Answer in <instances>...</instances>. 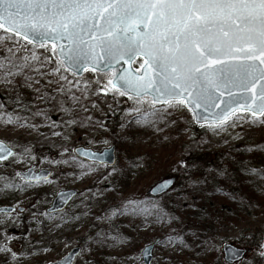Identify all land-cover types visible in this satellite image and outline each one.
Instances as JSON below:
<instances>
[{"label": "rangeland", "instance_id": "1", "mask_svg": "<svg viewBox=\"0 0 264 264\" xmlns=\"http://www.w3.org/2000/svg\"><path fill=\"white\" fill-rule=\"evenodd\" d=\"M28 74L32 75V73ZM63 74L81 83L75 87L66 85L71 91L64 93L56 90L55 83H48L49 79H57L55 76L46 78L34 76L39 83L33 84L32 87L28 86L23 75L17 76L11 84L0 83V100L4 95H10L11 88L18 86L23 95L33 101L35 108L29 119H22L15 124L0 122V141L16 149V153L9 160L0 162V178H3L0 179V189L5 182L18 184L20 180L9 174L15 175V172L35 165L37 161L39 168L48 169L54 174L40 189L27 187L19 194L17 199L20 204L33 207L35 210L44 200V196H41L43 193L54 194L65 189L78 191L77 197L67 209L70 215H74V219H68L59 228L54 227L53 220L32 217L31 213L19 217L14 215L0 218V246L10 249V251H0L1 264H49L65 256L74 246L82 247L76 264H142L141 248L154 243L157 239L152 264H225L221 248L231 243L239 249L246 250V257L238 264H264V256L259 253L260 245L264 241V230L259 228V221L264 215H260L261 212L253 202L250 204V201H244L245 206L236 221L219 218L213 222L209 217L197 218L192 215L187 217L186 213H181L173 219L160 217L157 218V223H149L132 213L134 204L129 203L122 208H116L119 202L126 198L130 200L129 197L139 195L141 190L148 198L147 189L160 180L151 182L147 188H143L145 186L142 183L132 192L133 182L136 179V175H133L129 178V188L126 190L120 188L123 178L120 177L119 170L128 167L127 160H124L128 151H119L118 145L115 144V164L108 168L109 170L97 165H87L81 171L72 169L76 161H79L72 152L75 147L82 146L101 151L112 145L108 131L97 123L104 118V112L94 101L97 95L91 94L97 87L94 83L97 79H104L105 83L107 80L92 71H87L80 79L73 78L67 72ZM84 80L92 83L86 86ZM79 89H87L88 95H83ZM113 92L110 91L108 96L113 98ZM73 93L80 97L79 102L74 103L70 99ZM100 94L104 95L103 93L98 95ZM119 97L116 94L114 104H121ZM135 101L136 99H128L125 119H135L136 113L129 112L133 106L149 112L153 108L147 100L142 99L140 103ZM0 105L4 106L0 111L12 113L13 116L17 113L8 102ZM155 107L161 106L155 105ZM110 108L108 107L109 110ZM168 115L180 119L181 128L185 129L175 158L180 166L185 170L189 169L191 174L184 178L186 173H183L176 178L173 189L164 195L167 197L152 199L154 201L158 200L159 203L171 206L175 203H192V198L185 193L174 194L179 181L196 185L204 182L211 172L223 176L229 169V164L235 160L232 155L235 152H244L242 163L248 166L249 170L257 167L258 156L264 157V124H253L250 116L247 119H240L247 114H235L223 125L211 124L200 127L194 125L192 115L187 109L169 110ZM234 120L236 126L232 127L230 125ZM68 121L74 122L68 123ZM193 126L202 131L199 138L193 134ZM152 142L153 140L144 139L136 143L131 148V152L149 155H151L150 151L160 153L161 150H155ZM23 145L29 146L28 151L22 152L19 147ZM47 149L51 152L47 153ZM132 153L130 154L135 155ZM194 154L196 157L190 163V158ZM201 155L204 157L203 163L198 160ZM138 165L140 170L147 167L142 160H139ZM232 185L235 189L236 183L233 182ZM218 190L224 191L226 195L222 198L223 202L216 201L217 209L226 206V201L232 199L235 194V191L226 190L224 185ZM13 195L7 190H2L0 200L2 198L8 200L14 197ZM109 205L113 207L108 214L110 220L102 214ZM157 209L158 207H155L151 210ZM114 210L118 211L113 216ZM152 212L149 214L150 217L153 216ZM78 216L82 218L81 221H76ZM101 226L105 227L106 238L94 243L90 249L84 247L95 234L103 231ZM174 228L178 230L169 235L168 232ZM42 231L49 237L47 242L40 243L37 251L28 252L30 245L26 244L27 241H36L38 233ZM11 252L17 253L15 259L11 256Z\"/></svg>", "mask_w": 264, "mask_h": 264}, {"label": "snow or ice", "instance_id": "2", "mask_svg": "<svg viewBox=\"0 0 264 264\" xmlns=\"http://www.w3.org/2000/svg\"><path fill=\"white\" fill-rule=\"evenodd\" d=\"M120 61H137L139 67L117 68L107 83L97 79L91 94L107 96L114 90L113 99L118 94L129 100L135 94V103L151 97L150 112L129 109L137 123L154 124L169 110L188 109L197 120L207 119L203 113L208 112L220 125L243 110L247 115L240 119L250 116L253 124H264V0H0V83L11 84L23 75L32 87L39 83L34 76H55L48 83H55L58 92H70L66 85L81 81L64 72L91 68L106 76ZM79 91L88 95L87 89ZM70 99L75 103L80 97L73 93ZM3 117L6 124L22 120L0 111ZM12 155L0 143V161ZM12 188L20 185L5 182L0 191ZM18 211L19 204L0 214ZM0 251L10 249L0 246ZM143 252L152 255L150 248ZM71 259L63 258V264Z\"/></svg>", "mask_w": 264, "mask_h": 264}, {"label": "trees", "instance_id": "3", "mask_svg": "<svg viewBox=\"0 0 264 264\" xmlns=\"http://www.w3.org/2000/svg\"><path fill=\"white\" fill-rule=\"evenodd\" d=\"M16 88L10 89V95H4L0 100V103L8 102L9 106L16 109V114L14 116H19L22 119H29V117L34 113L33 101L28 99L26 95ZM121 104H114V100L111 96L97 95L94 97V101L99 104L104 112V118L97 122L99 125L103 126L108 133L110 142L112 145H118L119 151H128L129 153L124 156L128 162V167L126 169H121L119 172L123 179L120 188L126 190L129 188V178L136 175V179L133 182V190L143 183V188H147L151 182L166 178L169 176H175L178 178L182 176L184 178L191 174V171L183 169L178 160L175 158V153L178 150L179 143L182 141L181 136L185 132V129L181 128L180 119H175L171 115L165 117L164 120H156L154 124L148 123H137L136 119H125L124 113L127 108L128 99L125 97H119ZM108 107H111L110 110ZM9 113V112H7ZM6 117L0 118V122H3ZM193 134L199 138L202 131L197 127L192 128ZM153 140V145L155 150H161L160 153L150 151L149 154H136L131 152V148L138 142L142 140ZM29 146L23 145L19 148L22 152L25 151ZM159 147V148H157ZM51 152L47 149V153ZM135 154V155H131ZM157 154V155H156ZM235 158L233 162L229 164V169L225 172L223 176H219L214 172H211L204 182L196 185H189L183 181H179V184L174 191V194L185 193V195L192 198V203L179 204L175 203L174 206L169 204L159 203L158 200H151L145 197L143 190L140 191L139 195H132L130 200L126 198L124 201L119 202L116 208H122L126 204H134L135 207L132 209V213L136 216L141 217L144 222L157 223V218H170L173 219L174 216H179L181 213H186L185 216L190 215L196 216L197 218L209 217L211 221H216L219 218L223 220L236 221L238 216H240L242 209L244 208V201H250L255 204L256 208L261 212L260 215H264V157L258 156L257 167L254 170H249V167L242 163L244 152H235L232 154ZM121 157V154H120ZM196 155H192L190 158V163L195 159ZM202 155L198 157V160L203 163ZM123 160V161H124ZM139 160H142L144 164H147L145 169L140 170L138 165ZM122 161V162H123ZM150 164L152 166H150ZM90 166V165H89ZM85 163L76 161L74 170H82L86 168ZM107 170H109L107 168ZM123 171V172H122ZM236 183V187L232 183ZM224 185L226 190L235 191L234 196L229 201H226V206L221 208H216V201H221L223 196L226 195L224 191L218 190L220 186ZM167 196H164L165 199ZM223 202V200H222ZM148 203V204H147ZM225 204V201H224ZM223 204V205H224ZM249 204V206H250ZM218 206V205H217ZM252 206V205H251ZM158 207L157 210H151L152 208ZM220 207V206H219ZM248 207V205H246ZM113 207L110 205L103 210L102 214L110 220L108 214ZM153 216H149L150 212ZM80 215V213H79ZM176 216V217H177ZM79 217V216H78ZM77 217V218H78ZM69 219L73 220L74 215L69 214ZM82 218L79 217L76 221H81ZM60 225H58L59 228ZM103 230L101 233L94 235L92 240L84 245L90 249L94 243H97L106 238L104 226L100 227ZM259 228L264 230V217L259 221ZM174 228L168 234L177 231ZM114 234V232H113ZM112 234V236H113ZM169 234V235H170ZM36 242L26 243L29 244L28 252L33 250H38V245L40 243L47 242L48 236L44 231L38 233ZM33 241V240H32ZM25 244V245H26ZM83 247V249H84ZM12 259V257H10ZM1 264V262H0Z\"/></svg>", "mask_w": 264, "mask_h": 264}, {"label": "water", "instance_id": "4", "mask_svg": "<svg viewBox=\"0 0 264 264\" xmlns=\"http://www.w3.org/2000/svg\"><path fill=\"white\" fill-rule=\"evenodd\" d=\"M137 61H139V58H137ZM135 62L136 61H134L132 64H128L124 61H120L119 63L114 62L113 68L111 70H108L106 76L103 73H100L97 71H94V72H96L102 76H105L108 80L109 78H111L115 74V71L117 68H122L125 71H127L129 68H137L134 66ZM86 71H93V70L91 68H89ZM86 71L81 70L78 74L73 73L71 70H69L67 72L69 74H71L72 76H74L75 78L79 79L84 75V73ZM110 87H111V85H110ZM132 95H133V99H136L135 94H132ZM143 99L149 101V103L152 104L151 97H144ZM224 99H227V97L225 96ZM157 105L161 106L159 104H157ZM221 107H223V105H221ZM197 111H199V110H197ZM212 111L213 112L219 111V108H215ZM189 112L193 117V123L197 126H204V125H211V124L218 125V123L213 120L212 116L208 112L203 113V115L205 117H207V119H200V120H197L194 118L195 117L194 112H192V111H189ZM238 113L246 114L243 112V110H239L235 114H238ZM0 143L6 145L2 141H0ZM12 153L14 154L13 149H12ZM73 154L78 159L89 162V163H95V164L104 165L107 167H112L115 164V147L114 146L103 149L101 151H94V150L89 149V148L78 146V147H75L73 149ZM10 157L11 156H7L6 160L9 159ZM6 160H4V161H6ZM0 162H3V161H0ZM49 173H50V171L46 170V169L34 172V167H31V168H28L27 170L21 172L20 177L22 178V180L24 182L33 183V182H37L39 180H47L50 176ZM26 175L29 176L30 179L25 180L24 177ZM44 177H47V179H44ZM175 182H176L175 177L164 178V179L160 180L159 182L155 183L154 185H152L148 189L147 195L151 198H158V197L162 196L163 194L167 193L174 186ZM76 195H77V192L75 190H72V189L61 190V191L56 192L54 197L51 200L49 207L46 209V213L54 215V214H57L58 212H62L67 207V205L73 200V198ZM4 208L11 209L12 207L0 206V209H4ZM0 215H2V214H0ZM156 244H157V241H155L153 244L145 245L141 249L140 258H141L142 264H151L152 260H153V255H151L150 257L147 256V254L143 252V249L145 247L150 248L151 252L153 254V249H154ZM262 244H264V241ZM261 251H264V249H260V252ZM80 252H81L80 247H73L69 250V252L63 258L71 256L72 259L69 262V264H74L76 258L80 255ZM221 252L223 254V259L227 264H237L238 262L242 261V259L246 255L245 249H239V248L235 247L232 243L223 245L221 248ZM63 258H61L57 261H54L50 264H63Z\"/></svg>", "mask_w": 264, "mask_h": 264}, {"label": "flooded vegetation", "instance_id": "5", "mask_svg": "<svg viewBox=\"0 0 264 264\" xmlns=\"http://www.w3.org/2000/svg\"><path fill=\"white\" fill-rule=\"evenodd\" d=\"M35 162H36L35 165H32L30 167H34V171L41 170V168H39L37 166L38 162L37 161H35ZM30 167H27L25 169H22L21 171L15 172V175L9 174V176H12L13 178H17V180L18 179L20 180V182L17 184V185H20V188L4 189V190H8V192H11L12 195L14 194L13 195L14 197H10L8 200H7V198H5V199L2 198V200H0V206H10V207L14 208V207L17 206V204H19V206L22 209V211H18L17 213H14L11 216L16 215L17 217H19L20 215L31 213L32 217L34 216L33 214H35V217H42L43 219H45L47 221L53 220L54 221L53 222L54 227L57 226V225L65 224L64 222L68 221L69 214H70L69 210H67V209H68L69 205L73 202V200L76 198L77 195L73 198V200L67 205V207L62 212H58L57 214H54V215H52V214L49 215V214L46 213V209L49 207L54 194H45V193H43L41 196H44V200L39 205V207L37 209H35V210L33 209V207H29L28 205H22V204H20L18 202L17 196L19 194L23 193L26 190L27 187H32V189H35V188H39L40 189L41 186H43L45 182H47L49 179H51L53 174H54L53 172H51V175H50V177L47 180H39V181L33 182V183L23 182L21 180V178H20V175L18 176L17 173H20V172H22V171H24V170H26V169H28ZM1 189H3V188H1ZM36 205L37 204H35V206ZM11 216H8V217H11ZM0 218H6V217L3 216V215H0ZM62 233L65 234L64 232H62ZM28 242L29 243H33V242H36V241L30 240Z\"/></svg>", "mask_w": 264, "mask_h": 264}]
</instances>
